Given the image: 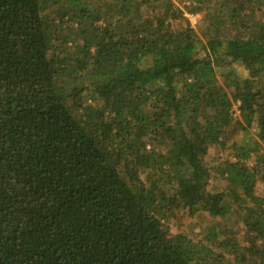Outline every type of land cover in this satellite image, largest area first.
<instances>
[{
    "label": "trees",
    "instance_id": "16d2710c",
    "mask_svg": "<svg viewBox=\"0 0 264 264\" xmlns=\"http://www.w3.org/2000/svg\"><path fill=\"white\" fill-rule=\"evenodd\" d=\"M187 2L0 0V264H264V0Z\"/></svg>",
    "mask_w": 264,
    "mask_h": 264
},
{
    "label": "rangeland",
    "instance_id": "374dc122",
    "mask_svg": "<svg viewBox=\"0 0 264 264\" xmlns=\"http://www.w3.org/2000/svg\"><path fill=\"white\" fill-rule=\"evenodd\" d=\"M173 1H174L175 6L184 13V17H187V18L189 17L190 18V21H191L192 25L198 31L199 22L201 20H203L204 14H201L199 16H193L192 14L188 13L187 10H186V6L189 5V2H187L188 0H173ZM239 67H240V65H239ZM237 115H239L238 111H237ZM238 120H240V119H238ZM252 132H255V131L253 130ZM236 138L239 139V137L237 135H235L232 138V141L235 140ZM206 220H208L207 216H203L202 219H201L200 228L202 230L205 229V226H206L205 221ZM217 223L218 224H223V225H226V226H232L235 223V221H234V217L229 216V217L224 218V219L218 218L217 219Z\"/></svg>",
    "mask_w": 264,
    "mask_h": 264
}]
</instances>
